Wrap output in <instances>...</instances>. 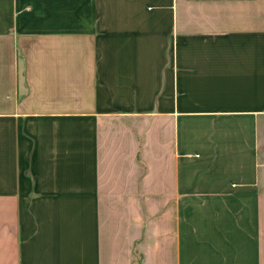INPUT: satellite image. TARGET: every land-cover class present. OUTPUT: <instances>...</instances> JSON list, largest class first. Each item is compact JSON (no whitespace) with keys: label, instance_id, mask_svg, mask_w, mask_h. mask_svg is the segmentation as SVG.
Instances as JSON below:
<instances>
[{"label":"crops","instance_id":"crops-1","mask_svg":"<svg viewBox=\"0 0 264 264\" xmlns=\"http://www.w3.org/2000/svg\"><path fill=\"white\" fill-rule=\"evenodd\" d=\"M0 264H264V0H0Z\"/></svg>","mask_w":264,"mask_h":264}]
</instances>
